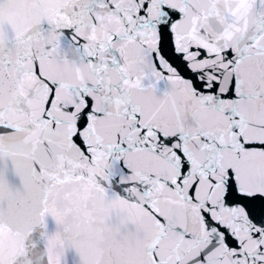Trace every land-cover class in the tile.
Here are the masks:
<instances>
[{
	"label": "snow or ice",
	"instance_id": "snow-or-ice-1",
	"mask_svg": "<svg viewBox=\"0 0 264 264\" xmlns=\"http://www.w3.org/2000/svg\"><path fill=\"white\" fill-rule=\"evenodd\" d=\"M0 264H264V0H0Z\"/></svg>",
	"mask_w": 264,
	"mask_h": 264
},
{
	"label": "water",
	"instance_id": "water-1",
	"mask_svg": "<svg viewBox=\"0 0 264 264\" xmlns=\"http://www.w3.org/2000/svg\"><path fill=\"white\" fill-rule=\"evenodd\" d=\"M241 3H243V0H241Z\"/></svg>",
	"mask_w": 264,
	"mask_h": 264
}]
</instances>
